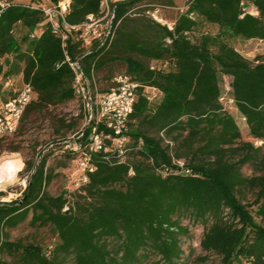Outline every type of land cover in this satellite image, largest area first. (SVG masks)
I'll list each match as a JSON object with an SVG mask.
<instances>
[{
    "label": "trees",
    "instance_id": "trees-1",
    "mask_svg": "<svg viewBox=\"0 0 264 264\" xmlns=\"http://www.w3.org/2000/svg\"><path fill=\"white\" fill-rule=\"evenodd\" d=\"M101 1L69 0L66 22L99 16ZM144 1L116 3L104 42L73 30L65 50L41 0H10L0 13V77L20 76L34 91L21 121L32 111L80 99L69 61L79 62L92 102L99 71L109 83L100 96L118 74L139 83L123 153L111 138L104 140L108 149L89 150L93 127L114 135L94 118L73 137L53 140L61 148L55 155L89 156L93 170L78 189L50 195L46 156L24 161L29 180L23 197L0 201V256L6 257L0 264H177L181 236L188 233L183 215L209 223L199 246L215 254L217 264H264V61L251 63L233 45L235 38L264 41V0H186L171 28L146 14L148 8L131 14ZM221 76L231 79L230 98L252 140H241L222 102ZM146 87L156 89L154 98ZM6 96L0 93L1 100ZM82 110L84 118L88 109ZM74 145L79 149L69 148ZM245 164L253 175L242 173ZM244 190L253 194L250 203H243ZM26 220L48 230V242L10 240L8 231ZM150 255L157 259L149 261Z\"/></svg>",
    "mask_w": 264,
    "mask_h": 264
},
{
    "label": "rangeland",
    "instance_id": "rangeland-1",
    "mask_svg": "<svg viewBox=\"0 0 264 264\" xmlns=\"http://www.w3.org/2000/svg\"><path fill=\"white\" fill-rule=\"evenodd\" d=\"M6 1L9 2L10 0ZM20 1L23 3L29 2V0ZM41 1L43 4H49V2L45 0ZM165 1L166 0H145L133 8L131 14L134 12H143L144 8H148V11L145 12L146 14L160 23L168 24L169 22H163L164 19L168 21L174 19L177 10L163 6ZM175 1L177 2V6H184L186 2V0ZM246 10L252 12L254 8L248 4L246 5ZM233 45L238 52L251 63L264 61V41L258 39L245 40L235 38L233 40ZM115 74H117V72L114 73V75ZM103 75V71H99L94 75V89L91 90L93 93H96L95 98H93V105H96L101 90H105L109 86V83L103 80L105 77ZM230 80L229 76H221L219 79L223 96L222 102L227 111L237 122L241 133V140H252L251 137L248 136V129L245 121L233 106L232 101H230ZM9 81L10 82L7 83L6 79L0 77V93H7L10 88L19 86L20 76H10ZM10 83L12 85H10ZM84 106L88 108L87 104ZM82 108L83 102L80 99H74L55 107L32 111L27 118L20 121L16 132L0 140V162L10 158H19L21 161L19 168L16 170V179L5 182L3 187H0V201L9 202L23 197L29 180V172L24 170V161H38L42 155L46 156V167L52 172L51 181L45 188L50 195L56 196L66 190L67 193H70L80 187L86 178L83 171L79 168L77 160L68 156L59 155V153L55 155L56 151L61 150V148L58 147L59 145H55L56 143L53 140L57 138H71V136L77 134L87 125L89 121L80 117L83 112ZM66 123H72L73 128L66 129L63 125ZM150 133L157 136V132L153 130H151ZM60 143H63V141ZM258 143L259 142H254V144ZM10 149H14V151H10ZM50 154L54 155L50 156ZM241 171L246 176L254 174L248 164L243 165ZM242 194L243 203H250L252 201V192L244 190ZM179 221L181 225L187 227L188 233L181 236L180 245L182 254L177 264H201L202 261L200 258L202 257L205 258L203 261L205 264H217L219 261L218 257L213 253L201 250L199 246L202 233L209 223L204 225L202 223L193 222L185 215H183ZM47 231L48 230L45 228L30 226L26 220L16 228L9 230L8 236L10 240L26 238L27 240L36 239L46 243L49 240ZM0 258L6 259V257L1 256ZM156 259L157 257L154 255H150L148 258L149 261ZM66 264H72L71 260L69 259ZM242 264L248 263L242 262Z\"/></svg>",
    "mask_w": 264,
    "mask_h": 264
},
{
    "label": "built area",
    "instance_id": "built-area-1",
    "mask_svg": "<svg viewBox=\"0 0 264 264\" xmlns=\"http://www.w3.org/2000/svg\"><path fill=\"white\" fill-rule=\"evenodd\" d=\"M45 1L49 2V4L42 3L41 9L54 33L60 37L61 46L65 50L68 33L73 30L80 31L81 37L86 40L100 39L102 42L107 40L112 31V20L116 3L132 0H102L100 3L102 13L99 16L89 14L85 21L77 25L69 24L65 20V15L69 8V0ZM7 5L8 2L6 0H0V13ZM167 26L171 28L172 24H167ZM31 37H33V34H31ZM166 41L170 40L166 39ZM66 59L69 61L68 57ZM69 65L75 73V91L83 102V106L88 105V108L84 106V108L88 109V113L84 115V118L87 121L94 118L96 123L101 120L104 121L106 129L114 134L112 136L110 133L104 131L98 133L93 127L87 136L89 150L99 151L108 149L104 140L111 138L115 150L123 153L124 145L127 141L123 135V130L132 111L139 83L126 74H118L114 77V86L110 91L99 97L94 111L88 80L83 75L79 62L77 60L69 61ZM6 82H10L9 78L6 79ZM10 85L12 84L10 83ZM145 91L149 99L154 98L156 95L155 88L146 87ZM33 94L34 91L31 85L21 82L19 86L8 90L4 100L0 99V137L16 132L27 105L33 99ZM230 101L232 100L230 99ZM79 135H82V133H79ZM165 142L170 143L166 139ZM69 148L78 150L79 146L74 145ZM77 163L84 174L87 171L93 170V166L89 162V156L77 159ZM178 163L181 164L179 161Z\"/></svg>",
    "mask_w": 264,
    "mask_h": 264
},
{
    "label": "bare ground",
    "instance_id": "bare-ground-1",
    "mask_svg": "<svg viewBox=\"0 0 264 264\" xmlns=\"http://www.w3.org/2000/svg\"><path fill=\"white\" fill-rule=\"evenodd\" d=\"M20 162L19 158H10L0 162V187H3L5 182L16 179V170Z\"/></svg>",
    "mask_w": 264,
    "mask_h": 264
},
{
    "label": "crops",
    "instance_id": "crops-1",
    "mask_svg": "<svg viewBox=\"0 0 264 264\" xmlns=\"http://www.w3.org/2000/svg\"><path fill=\"white\" fill-rule=\"evenodd\" d=\"M144 5H148V4H144ZM163 6H165L167 8L176 9L177 10L176 15H177V13H179V12H181L183 10L185 4H184V6H177V2L175 0H166ZM173 20L174 19H171V20L168 21V20L164 19L163 22H169L168 24H172Z\"/></svg>",
    "mask_w": 264,
    "mask_h": 264
}]
</instances>
